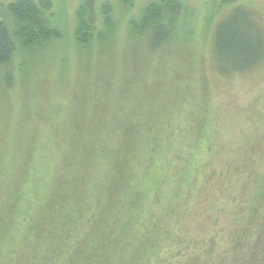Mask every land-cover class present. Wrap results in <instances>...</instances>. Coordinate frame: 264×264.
<instances>
[{"label": "rangeland", "instance_id": "obj_1", "mask_svg": "<svg viewBox=\"0 0 264 264\" xmlns=\"http://www.w3.org/2000/svg\"><path fill=\"white\" fill-rule=\"evenodd\" d=\"M11 1L0 0V7ZM149 1L115 8L118 33L102 51L97 44L84 49L74 42L82 0H54L62 36L41 51L14 56L8 67L14 73L12 83L0 87V140L11 142L20 125L27 136L37 135L26 198L35 189L43 192L55 176L53 159L67 145V124L76 111L89 114V88L91 94L97 89L93 107L100 109L105 96L110 118L111 111H121L115 100L123 115L145 109L139 102L145 101L146 112L161 113L156 121L159 148L146 175L140 209L141 222L150 225V218L158 216L163 229L148 253V264H168V250L179 251L212 236L217 237L216 253L221 256L264 182V60L244 74L224 77L217 72L215 34L232 7L222 0H183L190 13L184 22L185 48L161 56L147 54L127 38V25ZM239 1L259 15L264 28V0ZM118 94L128 99L120 101ZM121 120L110 123L120 132ZM110 145L114 148L116 141ZM136 155L142 158L143 153ZM109 159L102 155L100 164L99 156L98 167L105 170ZM143 174L139 169L135 176ZM135 232L138 245L144 236L141 229Z\"/></svg>", "mask_w": 264, "mask_h": 264}, {"label": "trees", "instance_id": "obj_2", "mask_svg": "<svg viewBox=\"0 0 264 264\" xmlns=\"http://www.w3.org/2000/svg\"><path fill=\"white\" fill-rule=\"evenodd\" d=\"M116 1L82 0L73 31L77 46L88 49L97 44L103 51L114 42L118 17L113 11L134 3ZM222 2L232 7L218 25L214 51L217 72L229 77L251 71L264 60V28L246 4ZM53 9L54 0H12L0 7L1 89L12 83L14 73L8 67L14 56L41 51L61 38ZM188 12L183 0H150L129 18L127 38L149 55L183 50ZM19 66L27 68L24 61ZM91 89L85 94L86 103L92 104L89 114L82 109L71 117L65 130L67 145L53 159L57 170L43 192L35 189L32 196H24L33 177L35 132L27 136L20 125L11 142L0 140V264H148V253L163 229L158 216L150 218V225L141 222L140 209L146 175L159 148L156 121L161 113L146 112V103L140 100L145 109L123 115L115 100L121 111H111L110 118L105 96L100 98V109L93 107L97 89L93 94ZM117 119L124 124L121 132L110 124ZM137 153H143L142 158ZM102 155L110 158L105 170L98 167ZM139 169L144 174L137 179ZM236 225L240 227L225 254L216 253L217 237L212 236L179 251L168 250V264H264V182ZM137 229L144 238L135 245Z\"/></svg>", "mask_w": 264, "mask_h": 264}]
</instances>
